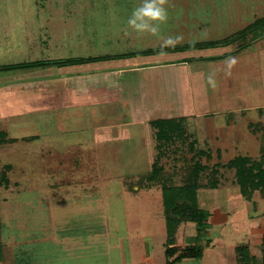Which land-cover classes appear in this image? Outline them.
<instances>
[{"label": "rangeland", "instance_id": "obj_1", "mask_svg": "<svg viewBox=\"0 0 264 264\" xmlns=\"http://www.w3.org/2000/svg\"><path fill=\"white\" fill-rule=\"evenodd\" d=\"M137 3L0 0L2 68L144 51L158 48L161 37L175 35L184 38L177 46L218 44L165 54L196 59L192 81L199 89L191 106L182 90H175L173 99L160 103L172 106L174 101V106L156 113L143 108V114L133 101L115 102L114 97L102 105H81L80 98L71 102L79 106L56 109L58 103L47 86L60 74L56 67L0 71V131L14 140L0 146V264H131L147 254L157 264L173 261L181 250L170 257L166 254L162 189L183 185L195 161L206 166L197 203L205 225L199 231L196 223L184 221L183 227L190 223L188 228L196 236L183 240L185 247L201 248L204 257L190 264H238L235 249L225 245L251 243L245 233H234L233 219L227 223L222 215L230 218L233 206L237 211L233 218L246 209V201L228 202L229 196L240 192L235 171L226 165L237 156L257 159L264 145V124H258L262 122L259 106L264 108V28L248 32L244 39L233 38V45L227 40L264 17V0H168L169 18L159 26L160 36L127 29ZM242 44L245 48L239 51ZM229 56L238 61L230 75L223 63ZM126 64L72 66L64 73L76 77L81 73L85 80L101 69L114 71ZM210 73L215 88L207 83ZM18 81L23 86L16 92ZM67 81L60 86H76ZM164 94L160 100L168 96ZM180 115H184L185 137L159 147L151 122ZM144 116L151 121L135 122ZM154 163L164 170L155 185L147 178ZM214 169L219 171L216 177ZM214 178L218 187L211 189ZM255 206L264 212V204ZM203 233L216 236L213 247L199 240Z\"/></svg>", "mask_w": 264, "mask_h": 264}, {"label": "crops", "instance_id": "obj_2", "mask_svg": "<svg viewBox=\"0 0 264 264\" xmlns=\"http://www.w3.org/2000/svg\"><path fill=\"white\" fill-rule=\"evenodd\" d=\"M159 56H163L164 59H162L161 61L157 60ZM139 58H141L142 61H140ZM195 60L196 59L194 57H187L185 55H178V56L175 55L174 57H171V55H156L149 57H138V58L111 61L107 63L126 62L127 64L125 65L126 67L125 66L122 67L118 65L116 66L117 69L112 68L114 71L101 69L100 71L90 74L91 78H87L85 80L82 77L84 76V74L81 75V73H78L77 74L78 77L74 76V74L66 75V73H64L66 68L64 69V68L56 67L57 71L59 70L58 72H60V74L61 73L63 74H61V76H59L60 75L59 74L58 76L54 77L53 78L54 81L52 83H49V85L47 84V86L48 88H50V90L48 91L52 93V96L55 98L56 103H58L56 105L58 106V108L56 109L62 107L63 108L70 107V105L79 106L80 104L77 105L75 103L71 104V102L78 101L80 98L83 102L81 105H88L89 103L90 104L99 103L100 105H102V103H106V104L108 102L111 103V100L108 99L114 97L115 102L122 101L126 103L133 101L134 107L137 106L138 108H141L143 114H144V110L146 109H148L150 113L159 111V108L160 111L163 110L167 111L170 107L174 106L175 104L174 101L170 102L172 103V106H170V104L168 105L166 103L163 104L160 103L168 101L169 97L173 99L174 96H176L173 95L175 93V90H182L183 96L185 95L184 97H187V99L189 100L188 101L190 104L189 106H191V104L193 103V96H195L196 92H198L199 89L195 87L196 85L193 84L192 81V78L194 77L195 74V70H194L195 66L193 65L195 63ZM99 75H101V77L96 78ZM107 78L110 79L106 80ZM64 79L68 80L67 82L70 81L69 83L73 82L74 84H76V86L72 87L73 89L69 87L67 88L66 86L64 87L60 86V83ZM112 80L115 82H112ZM20 83H23V81L15 82L16 92H18L19 87L23 86V84ZM31 84L32 86H35L37 83H31ZM40 84H45V83H40ZM174 85H177V87L174 88ZM178 85H180L182 89L178 88ZM164 93H167L168 96L166 97L165 100L164 99L160 100L163 98L162 95H165ZM123 96L125 97L124 100H123ZM179 97L184 99V97H181V95ZM152 101H157V102L156 104H152ZM150 105H153L152 107L153 109L149 107ZM262 106H259V110L261 112V121H262L261 123H258L260 125L264 124V120H263L264 108ZM192 108H195V105H193ZM245 111L247 112V110ZM183 116L180 115L179 118ZM146 118L147 117L145 116L140 119L135 118V122L145 123L148 120ZM172 119H177V117ZM244 199L245 198H243L241 195L229 196L228 202L231 205L232 204L234 205L235 202H238L239 205L240 204L242 205L243 201L244 202L246 201L245 203L246 209L241 213H236L235 218H233L232 216L235 215V212H237L235 209L236 207L233 206L232 209L234 210L233 211L232 209L230 210L231 211L230 213H232L233 215H230L231 216L230 218L227 215H222V217L224 218L223 220L226 221L227 223H229L233 219L232 224L234 228L233 229L234 233L237 234H239V232L245 233L248 239H251V243L248 245L251 255L256 258L258 264H264L263 262L264 251L262 247V243L264 240V212L262 209L258 211V209L255 206L256 203L258 202L264 204V195L257 192L254 194L251 200H247V199L244 200ZM249 206L252 207L253 209L252 208L250 209ZM214 220L216 221V223H218L217 219ZM182 224L180 226L181 230L179 229L180 232L178 231L177 233V242L175 244V247L179 248L180 250H183L185 248L184 246L185 243H187L186 241L184 242L183 237H185L184 239L190 240V239H194V237L196 236L195 230L190 231V229L188 228V225L190 223L187 224L186 228H184L183 227L184 225ZM187 236L188 238H186ZM211 237L212 234L210 235L209 233H205V234L203 233L202 237L199 235V240L204 241L210 248L216 244L214 242L216 236L215 237L213 236L212 239ZM217 245H221L220 242H217ZM237 245H239L238 242L233 246L231 245H225V246H228V248H233L236 251V248L238 247ZM252 248H256L260 252L259 253L260 255L259 256L254 255L252 252L253 250ZM203 257L201 259H203ZM191 261H193V259H185L177 264H187L188 262H189L188 264H190ZM113 264H115V262ZM131 264H157V263L156 261H154L152 255L150 256V254H147V256H142L141 261L140 260L136 262L134 261ZM202 264L205 263L203 262Z\"/></svg>", "mask_w": 264, "mask_h": 264}, {"label": "trees", "instance_id": "obj_3", "mask_svg": "<svg viewBox=\"0 0 264 264\" xmlns=\"http://www.w3.org/2000/svg\"><path fill=\"white\" fill-rule=\"evenodd\" d=\"M264 28V17L256 21L250 27L238 32L234 37L227 40L228 45H233L235 41L233 38H242L244 39L248 32H253L257 29ZM218 44L215 43H195L188 44L183 46H176L175 48L166 49V54H175L186 52L190 50H204L209 48H217ZM245 44L239 46V51L244 50ZM160 55V49L151 48L144 51L129 52L116 55H104L99 57H88V58H69V59H60V60H49L43 62H34L28 64H19L17 66H9L2 68L0 71L6 70L10 71H28L31 69L37 68H67L72 66H81L88 65L93 63H104L117 60L138 58V57H149ZM184 118L179 119H159L151 122V126L156 129V140L161 147L165 143H169L175 139V137H185L184 129ZM13 143V139H7V132L0 131V146L4 144ZM191 152L194 151V146L190 144ZM196 157V155H194ZM193 157V159H194ZM223 167L218 165V167ZM226 168L235 171L236 184L238 185L240 195L247 199L251 200L255 193L259 192L264 195V145L261 147L260 156L257 159H254L250 156H237L233 160L229 161L226 165ZM206 169V166H202L195 161L194 167L189 169L187 173L186 182L181 186L169 187L164 185L163 192V201L166 210L167 216V256L173 255L177 252L178 249L175 247L177 242L176 234L179 230V227L184 221L196 223L198 230L200 227L205 225V221L202 219L201 213L198 206V191L202 186L199 184L200 175L202 171ZM164 172L162 167H159L157 163L153 164L152 171L148 175V180L150 183L154 184L157 180L162 177ZM214 177L219 174L218 169L212 171ZM209 188L215 189L218 187V179L209 182ZM155 185V184H154ZM205 188V187H203ZM264 251V240L262 243ZM238 255V264H258L256 258L253 257L250 253L248 246H239L236 249ZM172 257V256H171ZM203 257V251L197 246L185 247L181 250L179 256L173 261H169L167 264H177L182 262L185 259H201ZM264 262V258H263Z\"/></svg>", "mask_w": 264, "mask_h": 264}, {"label": "clouds", "instance_id": "obj_4", "mask_svg": "<svg viewBox=\"0 0 264 264\" xmlns=\"http://www.w3.org/2000/svg\"><path fill=\"white\" fill-rule=\"evenodd\" d=\"M167 5L168 0H138L137 5L132 8L127 19V29L137 35L150 34L152 36H160L159 26L166 24L169 18ZM183 40L182 35L161 37V43L159 44L160 54L165 55L166 49L175 48ZM223 63L226 74L230 75L238 61L235 56H229ZM207 83L210 87L215 88L214 74L210 73L208 75Z\"/></svg>", "mask_w": 264, "mask_h": 264}]
</instances>
